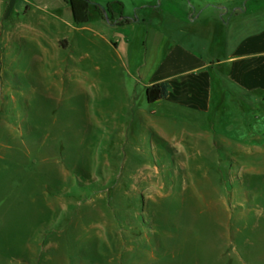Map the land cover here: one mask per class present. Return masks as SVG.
<instances>
[{
    "label": "rangeland",
    "instance_id": "obj_1",
    "mask_svg": "<svg viewBox=\"0 0 264 264\" xmlns=\"http://www.w3.org/2000/svg\"><path fill=\"white\" fill-rule=\"evenodd\" d=\"M89 1L78 22L72 0H0V264H264V99L226 142L136 78L179 45L225 57L192 7L241 4L233 44L264 0Z\"/></svg>",
    "mask_w": 264,
    "mask_h": 264
},
{
    "label": "crops",
    "instance_id": "obj_2",
    "mask_svg": "<svg viewBox=\"0 0 264 264\" xmlns=\"http://www.w3.org/2000/svg\"><path fill=\"white\" fill-rule=\"evenodd\" d=\"M12 6L10 2L8 9ZM240 6H207L200 12L190 7L194 17L189 21V26L197 24L206 9L216 10L207 18L211 39L206 41V46L218 45L216 35H224L220 45L225 47L226 55L221 59L209 58L205 53L179 45L170 50L151 73L143 75L140 71L141 75L136 77L137 84H142L145 93L147 87L153 84L167 83L170 86L168 97L153 103L156 107L154 113L163 110L164 118L176 123L182 119L181 112H185L186 119L190 120H184L186 125L204 124L205 129L216 133L226 142H231L229 136L236 129L242 131V128L249 127L251 132L252 125L238 121L239 115L251 111L260 97L264 99V30L252 32L243 38L237 37L232 44L229 30L233 19L243 13ZM229 117L233 120L229 121ZM186 135L190 136L191 141L202 139L187 130L184 132ZM183 139L185 141V137ZM242 153L247 154L245 151Z\"/></svg>",
    "mask_w": 264,
    "mask_h": 264
},
{
    "label": "trees",
    "instance_id": "obj_3",
    "mask_svg": "<svg viewBox=\"0 0 264 264\" xmlns=\"http://www.w3.org/2000/svg\"><path fill=\"white\" fill-rule=\"evenodd\" d=\"M89 0H72L73 14L76 21L85 22L91 19L88 10ZM81 11V13L79 12ZM170 86L167 83L153 84L146 89L147 101L150 104L156 103L168 97Z\"/></svg>",
    "mask_w": 264,
    "mask_h": 264
}]
</instances>
